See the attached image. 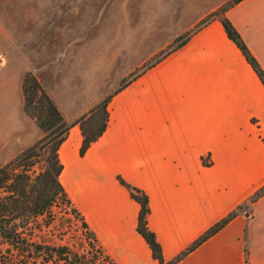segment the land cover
<instances>
[{
	"label": "crops",
	"instance_id": "0c3cea01",
	"mask_svg": "<svg viewBox=\"0 0 264 264\" xmlns=\"http://www.w3.org/2000/svg\"><path fill=\"white\" fill-rule=\"evenodd\" d=\"M225 15L264 69V0ZM107 110L84 155L77 123L58 156L65 191L115 264H159L117 176L147 194L165 262L264 186V86L218 19L114 93ZM245 238L248 264H264V195L176 264H245Z\"/></svg>",
	"mask_w": 264,
	"mask_h": 264
},
{
	"label": "rangeland",
	"instance_id": "374dc122",
	"mask_svg": "<svg viewBox=\"0 0 264 264\" xmlns=\"http://www.w3.org/2000/svg\"><path fill=\"white\" fill-rule=\"evenodd\" d=\"M230 1L0 0V166L43 136L38 112L33 116L24 110L27 72L72 123L168 50L177 36L211 21ZM258 48L264 66V45ZM42 102L37 96L35 105L40 108ZM47 150L29 159L31 174L44 168ZM29 228L33 240L80 252L88 247L81 219L61 197ZM8 247L1 244L0 264L18 262Z\"/></svg>",
	"mask_w": 264,
	"mask_h": 264
},
{
	"label": "trees",
	"instance_id": "16d2710c",
	"mask_svg": "<svg viewBox=\"0 0 264 264\" xmlns=\"http://www.w3.org/2000/svg\"><path fill=\"white\" fill-rule=\"evenodd\" d=\"M240 1L242 0H231L219 11L214 12L211 18L218 19L222 23L227 36L241 51L264 86V69L232 22L225 15V12L230 7ZM208 22L209 19L205 21L203 26ZM203 26L192 32H186L177 36L174 39V44L168 50L158 55L144 69L125 80L114 92L103 98L87 116H82L72 123L65 121L57 105L41 87L34 74L31 72L25 74L22 82L24 110L27 114L33 116L34 113L38 112L36 123L43 131V136L34 144L21 151L10 163L0 166V256H2L1 244H7L9 246L6 248L7 252L13 254V261L18 259V262H11L9 264H115L113 258L107 254L81 212L71 202L60 181L63 165L58 156V148L65 140L69 128L78 123L83 137L79 153L81 156L84 155L90 145L103 134L107 127V104L112 95L125 87L146 69L154 66L168 54L183 46L190 36ZM37 96L43 99L40 108L35 105ZM98 110L101 111L100 120L96 118ZM49 143L52 144L47 148ZM46 149H48L47 154L43 155L44 168L35 175L31 174L29 172V167H31L29 159L33 156L38 157L39 153L46 151ZM117 179L129 191L130 196L140 205L137 231L145 239L151 250L152 257L158 260L159 264L178 263L209 237L221 230L240 212H247V209L264 195V186H262L255 190L245 202L239 204L224 217L214 222L186 248L165 262L155 233L148 226L150 207L147 194L142 189L125 181L121 176H117ZM59 197L81 219L83 229L86 231L85 242L88 245L84 251L74 250L67 245L47 244L33 240L32 236L34 234L29 233L32 231V229H28L30 222L48 211ZM244 252L245 263L247 264L248 247L246 238Z\"/></svg>",
	"mask_w": 264,
	"mask_h": 264
}]
</instances>
